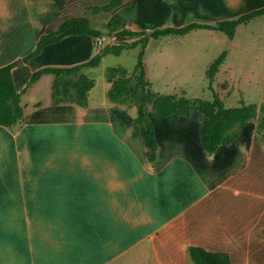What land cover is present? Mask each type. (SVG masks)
Masks as SVG:
<instances>
[{"label": "crops", "instance_id": "1", "mask_svg": "<svg viewBox=\"0 0 264 264\" xmlns=\"http://www.w3.org/2000/svg\"><path fill=\"white\" fill-rule=\"evenodd\" d=\"M68 1L0 0V67L19 61L12 72L24 108L17 124H0V264H112L140 246L154 264H194L191 245L228 252L233 264H264L263 116L209 153L204 114H150L159 144L152 163L135 105L93 102L96 85L86 107L55 104L53 73L30 84L38 69L73 66L101 49L91 36L69 35L23 60ZM263 6L132 0L114 15L141 31L183 25L188 13L216 22ZM163 51L146 49L147 77ZM93 68L83 72L92 78Z\"/></svg>", "mask_w": 264, "mask_h": 264}, {"label": "trees", "instance_id": "2", "mask_svg": "<svg viewBox=\"0 0 264 264\" xmlns=\"http://www.w3.org/2000/svg\"><path fill=\"white\" fill-rule=\"evenodd\" d=\"M132 0H69L64 4L60 13L51 20L39 33L35 48L25 57L29 58L40 53L48 44L58 42L69 35H88L94 40L106 31L115 33V43H106L88 61L69 66H48L38 69L31 78L30 84L38 80L44 73H53L52 102H75L81 107L89 103V91L95 86L94 78L89 77L83 69L95 67L102 63L103 58L113 53L121 55L125 49L141 46L137 63L130 74L122 66L108 67L107 77L111 81L108 96L111 101L131 107L136 105L135 126L139 129L147 146V154L152 163L157 160L158 138L156 128L148 110V103L153 102L156 111L162 115L190 114L193 110L204 114L202 140L209 153L215 152L222 144L240 134L241 124L263 116L264 103L260 106L244 99L238 106H227L214 86L216 76L225 62L227 50L222 51L208 66L207 76L210 88L213 90L212 99L190 98L185 94H165L156 92L151 87V81L146 74V46L151 39L169 35L184 36L195 29H211L225 32L230 38L235 36L238 26L247 24L253 19L264 15V6L252 9L238 16L222 19L216 22H200L190 20L180 26L164 25L152 30H133L126 27L114 12ZM175 8L176 5H173ZM109 13L110 16L103 25L94 24L93 16ZM19 61H13L0 67V124L13 126L24 116L21 104V93L17 90L13 67ZM263 128V122L259 129ZM189 254L194 264H233L228 252L213 251L199 245H191Z\"/></svg>", "mask_w": 264, "mask_h": 264}, {"label": "rangeland", "instance_id": "3", "mask_svg": "<svg viewBox=\"0 0 264 264\" xmlns=\"http://www.w3.org/2000/svg\"><path fill=\"white\" fill-rule=\"evenodd\" d=\"M109 16V13L94 15V24L103 25ZM190 20L199 21L188 13L184 24ZM110 33L106 31L104 35ZM106 43L98 46L103 48ZM140 49L139 45L125 49L121 55L109 53L99 66L90 70L89 74L96 81L91 94L89 91L93 102L100 98L109 100L108 90L112 83L107 77V68L122 66L131 74ZM146 49L149 56L155 50H164L157 63L151 61L148 71L151 87L156 92L212 99L214 93L210 88L207 68L222 51L227 50L226 60L213 83L226 105L238 106L243 99L259 106L264 103V15L238 26L233 38L220 30L200 28L184 36L169 35L151 39ZM147 106L151 115H159L153 102ZM112 264L154 263L152 255L140 246L126 252Z\"/></svg>", "mask_w": 264, "mask_h": 264}, {"label": "built area", "instance_id": "4", "mask_svg": "<svg viewBox=\"0 0 264 264\" xmlns=\"http://www.w3.org/2000/svg\"><path fill=\"white\" fill-rule=\"evenodd\" d=\"M111 35H101L96 37L95 39V43L97 45H102L104 42H108V43H115V41L117 40V35L115 33H110Z\"/></svg>", "mask_w": 264, "mask_h": 264}]
</instances>
